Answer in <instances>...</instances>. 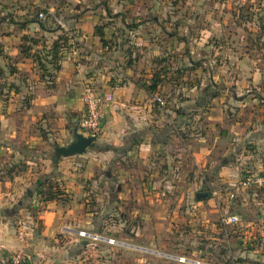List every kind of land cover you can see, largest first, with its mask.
<instances>
[{
    "label": "rangeland",
    "instance_id": "rangeland-1",
    "mask_svg": "<svg viewBox=\"0 0 264 264\" xmlns=\"http://www.w3.org/2000/svg\"><path fill=\"white\" fill-rule=\"evenodd\" d=\"M37 16L55 31L43 33L38 24L21 28L20 24ZM97 27L105 28L107 44H99L100 51L94 52L100 56L96 62L103 59L102 65L112 70L129 67L142 82L163 70L162 86L154 99L161 100L159 111L165 120L170 113L165 109L175 112L176 106L183 105L189 115L184 122L190 121L191 130L177 134L189 141L197 136L209 144L222 141L220 159L226 154L233 163H229L228 177L215 176L213 189L203 190L211 192V198L197 206L194 187L188 190L181 183L201 182L194 159L188 158L187 175L175 171L180 167L175 162L164 174L162 164L152 161L140 167L117 161L109 179L103 166L93 180L85 182L86 188L98 186L83 198L89 201L88 209L100 214V206L92 201L116 200L110 186L124 185L119 212L123 221L111 230L116 233L117 228L125 242L138 243L132 239V231H138L141 236L135 238L142 246L162 253L178 256L183 249L191 260L264 264V224L256 221L263 214L258 202L264 201V188L242 185L246 177L264 172V0H0V66L5 72L0 74V182H12L31 165L34 172L40 169L44 160L55 156L56 147L70 143L73 128L80 122L64 108L36 110V103L56 88L58 72L50 65L47 73L37 60L24 57L20 47L32 41L22 37L46 39L50 45L62 36L65 46L72 44L68 47L72 48L83 43L85 34L96 33ZM38 49L43 50L41 43L34 46ZM13 68L17 70L12 75ZM162 116H158L160 123ZM61 119L67 121L69 137L59 131ZM38 137L46 142L37 144ZM124 168L128 174L121 172ZM136 199L142 203L134 208ZM232 215L238 216V223L226 222ZM159 219L166 223H156ZM150 236L153 242H148ZM134 258L129 253L121 260L131 263ZM179 258L160 257L152 262L183 264ZM141 264H146L144 258Z\"/></svg>",
    "mask_w": 264,
    "mask_h": 264
},
{
    "label": "crops",
    "instance_id": "crops-1",
    "mask_svg": "<svg viewBox=\"0 0 264 264\" xmlns=\"http://www.w3.org/2000/svg\"><path fill=\"white\" fill-rule=\"evenodd\" d=\"M99 44L105 46L93 30L84 35L82 44L68 48L72 45L69 44L64 49L57 86L36 103V110L44 112L49 107L56 110L64 108L70 114L74 113L71 116L76 118L77 123L85 115L84 95L93 92L108 97L103 128L94 145L83 154L62 157L61 160L55 155V163L54 157L49 162L44 160L40 169L35 172L31 165L35 163L27 162L31 167L26 174H20L12 182H0V260L17 253L24 255L23 264H141L142 258L146 264H154L152 261L160 257L189 258L191 255L183 249L176 256L142 246L141 240L135 238L141 236L138 231H132V239L138 240V243L125 242L117 228L116 233L111 230L113 225L123 221L119 212L124 205L121 195L124 198L125 186H110L109 192L117 194L116 200L111 199L105 203L99 199L92 201L93 206H100L98 214L94 209H88L89 201L83 199L88 191H97L98 186L86 188L85 182L93 180L92 177L103 166H107L103 173L109 179L112 176L111 166L117 161L133 162L134 167L152 161L162 164L160 167L164 174H169L175 166L171 163L175 162L180 165L174 168L175 171L187 175L188 161L192 158L199 167L202 180L199 183L187 179L181 183L188 190L190 186L194 187L196 194L206 187L213 189L215 176L228 177L230 174L229 163H233V157L224 154L220 159L221 151L218 146L222 141L209 144L203 136L189 141L178 135L177 132L191 130L190 121L184 122L189 115L184 113L183 105L176 106L175 112L165 109L170 112L166 114L165 120V116L159 111L161 109L155 107V99L150 98L140 86L142 81L133 77L129 67L112 70L103 66V59L96 62L100 56L94 52L99 50ZM157 115L162 116V120L164 118L162 123L158 121ZM61 121L59 131L69 137L71 132L66 125L67 121ZM71 136L73 139L70 142L75 139L74 128ZM43 139L38 137L37 144H44L46 141ZM66 145L60 144L58 147ZM51 165L53 169L48 170ZM120 170L122 173H129L127 168ZM47 180L57 181L63 194L55 198L44 196L42 191L46 188L44 183ZM22 195L28 196L30 200H24ZM119 200L122 201L121 204ZM201 202L203 201H199L197 206ZM132 203L135 208L142 202L136 199ZM258 203L263 206L260 208L263 214L256 221L262 222V225L264 201ZM148 204L151 207L150 201ZM175 220L170 218L169 221L174 223ZM155 222L166 223L163 219ZM96 237L101 239H95ZM147 238L148 242L152 241L151 236ZM110 239L114 243H110ZM129 253L136 258L131 263L123 262L122 257ZM202 254L205 256L206 252L202 251ZM203 260L206 259L203 257Z\"/></svg>",
    "mask_w": 264,
    "mask_h": 264
},
{
    "label": "trees",
    "instance_id": "trees-1",
    "mask_svg": "<svg viewBox=\"0 0 264 264\" xmlns=\"http://www.w3.org/2000/svg\"><path fill=\"white\" fill-rule=\"evenodd\" d=\"M30 24H38L39 29L45 33V32H54V29L47 28L46 25L38 19V16L24 21L21 25L22 29H25ZM98 36L101 38V42L106 45L107 40L105 39V32L104 28H96ZM22 40L25 41H32L31 45L25 46L21 45L20 47V53L26 57V58H33L34 60H37L40 67L44 69L47 73H49V67L53 66L56 72H59L61 69V61L63 59V52L64 49H66V40L64 37L59 36L51 42L50 45L47 44L46 39L40 40L39 38H33L28 36L27 34L22 37ZM41 43V46L43 47V50H34V46H39ZM66 45V46H65ZM41 52H44V55H41ZM163 59H159V63H163ZM198 63H196L197 65ZM16 68L12 69V73L15 74ZM162 71L156 70L152 73L150 79L148 81H143L141 83V87L146 91V93L149 95L150 98H154L155 94L158 92V89L160 86H162L163 77H162ZM4 69L0 66V74H4ZM141 82V81H140ZM157 107H160V103L155 101L154 103ZM94 145V143L91 145V147ZM56 157L54 156L53 161L56 162ZM46 187V188H45ZM44 188L42 191V194L44 196H47L49 198H55L58 196H61L63 194L62 191L59 190V184L55 180H47L44 183Z\"/></svg>",
    "mask_w": 264,
    "mask_h": 264
},
{
    "label": "built area",
    "instance_id": "built-area-1",
    "mask_svg": "<svg viewBox=\"0 0 264 264\" xmlns=\"http://www.w3.org/2000/svg\"><path fill=\"white\" fill-rule=\"evenodd\" d=\"M83 100L85 103V115L79 122V129L87 136L98 137L106 119L105 106L107 104L108 97L89 92L84 95ZM158 101L161 102L160 99H158ZM242 185L245 188L253 186H257L260 189L264 188V172L260 175H251L246 177L243 180ZM235 197L236 195L234 193L230 195L231 199H234ZM226 222L228 224H236L239 222V218L236 215H232L226 219ZM82 234L85 235L84 232H82ZM24 259V255L22 253H17L12 256L2 258L0 260V264H23ZM179 260L184 264H214L204 260H191L186 257H180Z\"/></svg>",
    "mask_w": 264,
    "mask_h": 264
},
{
    "label": "water",
    "instance_id": "water-1",
    "mask_svg": "<svg viewBox=\"0 0 264 264\" xmlns=\"http://www.w3.org/2000/svg\"><path fill=\"white\" fill-rule=\"evenodd\" d=\"M74 137L75 139L63 147H58L56 149V157H71L79 154H83L91 145L97 140V136H87L83 134L79 127L74 128ZM211 197V192L202 191L197 193V199L199 201L209 199Z\"/></svg>",
    "mask_w": 264,
    "mask_h": 264
}]
</instances>
